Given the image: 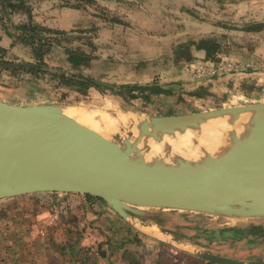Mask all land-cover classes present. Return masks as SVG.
<instances>
[{
  "label": "rangeland",
  "instance_id": "1",
  "mask_svg": "<svg viewBox=\"0 0 264 264\" xmlns=\"http://www.w3.org/2000/svg\"><path fill=\"white\" fill-rule=\"evenodd\" d=\"M10 2L17 7L11 8L9 2L0 0V65L36 67L0 68V92L7 96L21 93L22 85L28 94L27 103L131 112L146 117L182 116L264 104L261 100L264 96H260L264 91L251 96L253 89L259 87L257 80L250 77L249 83L241 87L243 94L227 90L228 94L222 98L215 88L217 82L214 85L207 82L231 75L200 80L193 74V66L198 62L225 60L243 66L237 76L264 72V0ZM28 8L32 16L30 24L36 30L25 28L24 12ZM73 11L82 17L77 20L67 17ZM256 25L262 26L261 29H254ZM47 40L52 46L39 61L35 49L38 50L39 42L47 43ZM202 40L220 46L215 59L207 58V53L198 49ZM69 50L90 56L91 63L72 66L68 61ZM84 78L92 79L88 87L81 85L86 83ZM66 79L79 84H68ZM121 85L154 86L161 91L130 93L121 91ZM132 94L138 97L132 98ZM6 95L0 94V98ZM54 196L65 195L33 194L0 201V264L45 258L50 264H195L190 257L199 259L183 251L181 242L175 241L178 244L175 247L148 239L122 219L111 223L108 239L101 231L95 242L87 227L60 225L73 211L51 222L53 205L60 201ZM87 197L90 202L92 199ZM141 210L150 213L160 229L182 236L216 255L244 262L264 261L263 218L232 220L194 212ZM150 223L144 226H152ZM256 232L259 236H255ZM214 233L220 235L206 236ZM87 235L92 238L90 242L85 240Z\"/></svg>",
  "mask_w": 264,
  "mask_h": 264
},
{
  "label": "water",
  "instance_id": "2",
  "mask_svg": "<svg viewBox=\"0 0 264 264\" xmlns=\"http://www.w3.org/2000/svg\"><path fill=\"white\" fill-rule=\"evenodd\" d=\"M35 67L0 65L5 69ZM70 109L83 110L62 104L21 106L0 101V201L33 194H82L103 201L136 230V220L151 222L161 234L156 237L158 241L175 247V241L181 242L183 251L206 262L264 264L216 255L160 229L153 216L141 210L194 212L232 220L264 219V122L254 130L258 136L255 143L244 147L236 158L189 161L179 155L159 156L143 131L129 134L108 128L99 120L94 125L83 123L68 113ZM260 114H264V104L145 117L158 131L183 133L205 123L233 122L244 115ZM152 141L162 144L161 139ZM190 245L201 250H188Z\"/></svg>",
  "mask_w": 264,
  "mask_h": 264
},
{
  "label": "bare ground",
  "instance_id": "3",
  "mask_svg": "<svg viewBox=\"0 0 264 264\" xmlns=\"http://www.w3.org/2000/svg\"><path fill=\"white\" fill-rule=\"evenodd\" d=\"M68 113L78 116L81 122L90 125H94V121L99 120L108 128L125 133L135 134L137 131H143L148 136V143H151L154 152L159 156L171 158L179 155L189 161L200 159L201 157L212 161L218 160L219 157L229 160L236 158L244 147L250 143H255L258 136L254 130H258L264 122V114L244 115L233 122L216 121L205 123L196 130L187 129L183 133H178L172 129L158 131L151 119L131 112L70 109ZM248 125H250V128ZM251 128H253L252 131ZM159 139L162 140V144L165 143L169 147L165 149L162 144H156L152 141ZM5 147L9 150L11 149L8 144ZM8 154L9 156L13 155L10 151H8ZM187 249L195 252L201 250L195 245H190Z\"/></svg>",
  "mask_w": 264,
  "mask_h": 264
},
{
  "label": "crops",
  "instance_id": "4",
  "mask_svg": "<svg viewBox=\"0 0 264 264\" xmlns=\"http://www.w3.org/2000/svg\"><path fill=\"white\" fill-rule=\"evenodd\" d=\"M188 3V2H187ZM72 14L67 15V17H73L75 20H77L81 15H79L78 11H73L71 12ZM60 14V13H59ZM82 17V16H81ZM249 77L253 80H257V86L259 88L253 89L255 91H253L251 96H255V93H260L264 91V72H257L253 75H243V76H237L232 75V76H228V77H223L221 79H218L217 81H210L207 83H210L212 85H214V82H217V85H215V88L217 89L218 93L221 95L222 98H224L228 93L227 90L229 92H237L239 94H243L244 91H241V87L243 85H245L246 83H249L248 79ZM256 85V84H255ZM22 90L21 93L16 94L14 96H7L5 93L0 92V94H4L7 97H2L0 98V100L13 104V105H34V104H41V103H27V101L29 100L27 98V91L24 90L25 86L23 87L22 85L19 86ZM18 96V97H17ZM260 96H264L261 95ZM260 97L257 96V99H259ZM262 101L264 102V97H261ZM53 198L58 199L57 196H54ZM87 202H89V199L87 197ZM86 209H83L84 207H82V209H75L73 210L72 213H70L66 218H63V220L61 221L60 225L61 226H65L66 224H69L71 226H75V227H83L84 229L87 227L88 229H90V231L92 233H89V235L91 234L90 237L94 238L95 242L96 239H98V236H100V232L104 231V238L108 239V235L109 232L112 229V224L117 223L119 216L112 211V209L110 207H108L105 203H103L100 200H90L89 204H87ZM79 210V211H78ZM112 223V224H111ZM136 224V228H138L139 233H141L142 235H144L145 237L149 238H154L156 239V237H158L157 235H161L158 234L157 230L153 227V226H142L144 225V223L142 221L136 220L135 222ZM138 224V225H137ZM111 225V226H110ZM99 232L98 234L96 232ZM95 232V233H94ZM92 238H89L88 235L86 236L85 240L87 241H91ZM111 240V239H109ZM108 247V245H106ZM28 264H50V260L48 258L42 259L41 261H28ZM27 262H20L21 264L23 263H27Z\"/></svg>",
  "mask_w": 264,
  "mask_h": 264
},
{
  "label": "trees",
  "instance_id": "5",
  "mask_svg": "<svg viewBox=\"0 0 264 264\" xmlns=\"http://www.w3.org/2000/svg\"><path fill=\"white\" fill-rule=\"evenodd\" d=\"M12 0H5V2H9L8 6L11 7V8H15L17 6H15V4H13L12 2H10ZM16 1V0H15ZM17 2L19 3H23L24 0H17ZM26 14V20H27V25H26V29H29L31 28V30H36L37 27L34 25H31L30 22L32 20V16H31V9H25V12ZM29 27V28H28ZM262 26H259V25H256L254 26L253 28L256 29V30H260ZM252 28V29H253ZM24 29V28H23ZM45 31H48V29H45ZM250 31H253V30H250ZM40 45H39V48L37 50V48L35 49V56L36 58L39 60V61H42L43 60V57H44V53L47 52V50L49 49V47L52 46L51 44V41L50 40H47V43H43V42H39ZM198 49L200 50H203L207 53L206 57L207 58H213L215 59V53H217L220 49V46L216 43V42H213V41H209V40H202L198 46ZM68 55V61L69 63L74 66V67H77V66H81V65H89L91 62V57L84 54L83 52H80L78 50H69V52L67 53ZM214 55V56H213ZM82 78V76L80 77ZM86 80V83L83 82V84L81 85H84V87H88V82H91L92 83V79H89V78H84ZM66 82L69 84H74L76 85V83L79 84V82H76L75 80H72V79H66ZM120 89L121 91L125 90V91H128L130 93H132L133 91H153L155 92L156 94L160 93V89L157 88V87H154V86H150V87H141V86H134V87H130V86H127V85H121L120 86ZM132 98H137L138 96L135 95V94H132L131 95ZM90 199H94L92 197H89ZM256 231H258L256 229ZM220 234H217V233H214V234H208L206 235L208 238L209 237H215V236H218ZM255 236H259V234L256 232ZM191 259H194V263L195 264H212V263H208V262H205L203 260H200V259H196V258H192L190 257Z\"/></svg>",
  "mask_w": 264,
  "mask_h": 264
},
{
  "label": "built area",
  "instance_id": "6",
  "mask_svg": "<svg viewBox=\"0 0 264 264\" xmlns=\"http://www.w3.org/2000/svg\"><path fill=\"white\" fill-rule=\"evenodd\" d=\"M241 67L243 68L237 62L228 60L219 63L198 62L193 66V74L197 79L213 77L215 75L232 76L237 74L241 70ZM247 67L250 68L251 65L247 64ZM58 199H60L59 203L53 205V211L50 215L51 222L58 221L63 215L68 214L69 211L87 206V198L82 194H65L64 197Z\"/></svg>",
  "mask_w": 264,
  "mask_h": 264
}]
</instances>
